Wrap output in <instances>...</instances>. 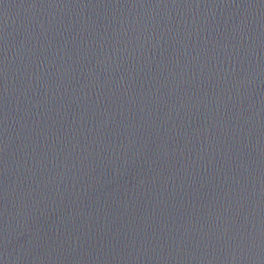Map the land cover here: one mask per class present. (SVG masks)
Wrapping results in <instances>:
<instances>
[{"label": "water", "instance_id": "obj_1", "mask_svg": "<svg viewBox=\"0 0 264 264\" xmlns=\"http://www.w3.org/2000/svg\"><path fill=\"white\" fill-rule=\"evenodd\" d=\"M0 264H264V0H0Z\"/></svg>", "mask_w": 264, "mask_h": 264}]
</instances>
